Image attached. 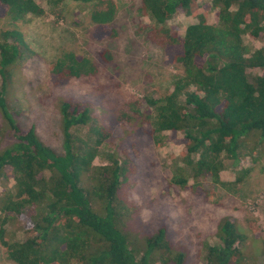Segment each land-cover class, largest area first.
Here are the masks:
<instances>
[{"label":"trees","instance_id":"1","mask_svg":"<svg viewBox=\"0 0 264 264\" xmlns=\"http://www.w3.org/2000/svg\"><path fill=\"white\" fill-rule=\"evenodd\" d=\"M63 1L80 5L82 12L88 9L96 42L120 38L115 0H56L50 5ZM138 11L150 20L141 28L146 42L162 50L166 67L181 73L159 98L127 101L131 113L121 118L139 122L157 148L164 138L183 147L171 165L169 186L205 188V199L219 203L212 185L237 191L255 167L241 168L233 182L222 179L223 171L244 158L250 137L264 144V46L254 49L246 40L264 44V0H141ZM212 12L216 23L209 21ZM45 15L35 0H0V21L9 23L0 30V112L16 139L0 152V182L5 185L0 191V244L7 258L14 264H187V252L175 251L165 223L143 244L133 240L120 205L128 164L121 165L118 155L108 151L111 134L94 116L95 105L73 98L59 101L62 153L47 146L34 128L15 125L7 92L17 70L35 56L19 24ZM177 15L195 20L183 36L169 24ZM99 57L105 67L118 68L109 48ZM100 74L99 63L74 50L61 52L50 65L57 87ZM96 88L103 92L104 87ZM102 157L105 165L90 176ZM86 177L96 182L92 190L85 186ZM14 225L23 228V240L10 231ZM247 227L254 239L262 237L253 215ZM217 238L218 244L205 245L204 264H241L247 237L236 219H225Z\"/></svg>","mask_w":264,"mask_h":264},{"label":"rangeland","instance_id":"2","mask_svg":"<svg viewBox=\"0 0 264 264\" xmlns=\"http://www.w3.org/2000/svg\"><path fill=\"white\" fill-rule=\"evenodd\" d=\"M35 1L45 9L46 15L28 17L19 24L21 34L35 56L17 70L14 83L7 92L8 112L15 125L21 130L34 128L47 146L62 153L64 133L59 101L73 98L91 102L95 105L94 116L111 134L112 144L108 151L118 155L121 165L124 161L128 164L120 205L128 214L125 221L137 244H143L145 238L154 235L165 223L175 251L187 252V264H204L205 245L218 244L219 226L231 217L236 219L247 237L242 246L241 264H264V144L259 145L260 138L250 137L244 158L222 173L225 182H233L241 168L254 166L246 183L233 192L212 185L220 197L219 203H214L205 199V188H196L193 184L187 190L169 186L171 165L183 147L164 138V144L157 148L139 122L121 118L123 113H131L127 101L149 96L159 98L181 73L180 68L166 67L162 50L146 42L145 30L141 28L150 24V20L140 16L141 0H115L119 7L115 26L120 31V38L104 42L91 38L88 9L82 12V7L71 1L60 2L55 8L50 3L56 0ZM209 3L210 0H200V4ZM209 21H217L213 12ZM194 22L193 18L177 15L169 24L178 26L183 36ZM8 26L5 20L0 21V30ZM246 40L254 49L264 46L261 41ZM105 48L115 52L118 68L103 64L99 53ZM65 50L93 58L100 64L101 74L90 81L80 79L66 86H54L50 65ZM97 86L104 87L102 93L97 92ZM141 109H145V104ZM15 142L11 127L0 112V152ZM102 165H105L103 157L95 161L90 176ZM90 178L84 180L85 186L92 190L96 182ZM4 188L0 182V191ZM251 215L259 220L263 232L258 240L247 227ZM9 229L15 231L20 240L25 238L21 226L14 225ZM0 264H14L1 244Z\"/></svg>","mask_w":264,"mask_h":264}]
</instances>
